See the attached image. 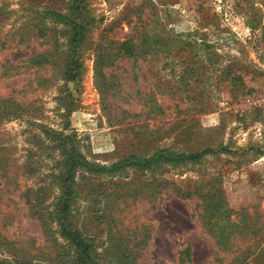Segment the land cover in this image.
<instances>
[{
  "label": "rangeland",
  "instance_id": "rangeland-1",
  "mask_svg": "<svg viewBox=\"0 0 264 264\" xmlns=\"http://www.w3.org/2000/svg\"><path fill=\"white\" fill-rule=\"evenodd\" d=\"M0 107V264H264V0H0Z\"/></svg>",
  "mask_w": 264,
  "mask_h": 264
},
{
  "label": "trees",
  "instance_id": "trees-1",
  "mask_svg": "<svg viewBox=\"0 0 264 264\" xmlns=\"http://www.w3.org/2000/svg\"><path fill=\"white\" fill-rule=\"evenodd\" d=\"M78 35H79V32H75L74 33V35H73V41H75L76 39H77V37H78ZM51 53L50 52H48V53H42L41 55H37V56H35V58H34V61H36V62H41V63H51V62H53L52 60H49V59H47L48 58V56L50 55ZM39 58H43V59H39ZM44 58H46V59H44ZM78 63V61H77V59L76 60H74V59H72V58H70V59H67L66 61H65V71H64V76L67 78V79H75V77H77L78 75H79V71L77 70V67H76V64ZM2 108L0 107V118H1V116H2V113H3V111L1 110ZM191 158H194V159H197V158H199L200 157V155H192V156H190ZM184 195H190V193H185ZM210 197V198H209ZM209 199L210 200H208V201H206L207 203V206L209 207L208 208V211L210 212L211 210H213V207L214 206H218L219 204H221L219 201H213V200H211V196L209 195ZM67 207V205H64V207H63V210L65 209ZM43 224H45V221L43 220ZM216 226L219 228V224H215V226H214V228H216ZM234 226H237L238 227V224L236 223V220H234V221H232L231 220V224L230 225H226V226H223V228H232V227H234ZM213 228V227H212ZM208 231L209 232H211L212 233V230H209L208 229ZM213 234V233H212ZM222 234V233H221ZM230 235H232V233H230V232H228L227 233V235H225V237H222V235H219V233L217 234V235H214L213 234V236H214V238L216 239V244L219 246V247H221L222 245H224V242H225V240H227L228 239V237L230 236ZM29 264L27 261H25V262H18V264Z\"/></svg>",
  "mask_w": 264,
  "mask_h": 264
}]
</instances>
